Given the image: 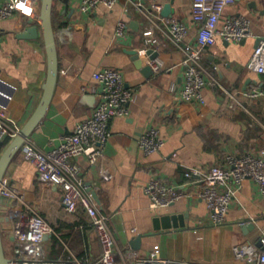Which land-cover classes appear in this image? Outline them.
I'll list each match as a JSON object with an SVG mask.
<instances>
[{
	"label": "crops",
	"instance_id": "crops-1",
	"mask_svg": "<svg viewBox=\"0 0 264 264\" xmlns=\"http://www.w3.org/2000/svg\"><path fill=\"white\" fill-rule=\"evenodd\" d=\"M131 1L140 2L148 10L154 4L171 2L172 17L188 28L184 42L197 47L198 24L191 19L192 0H119L112 9L99 6L89 13L77 10L79 0H54L57 80L46 115L28 140L43 151L59 145L99 101L101 85L93 79V73L107 68L118 71L132 91L128 115L109 121L110 137L96 164H90L84 156L71 159L79 169L85 192L108 217L116 263L133 264L127 256L130 251L144 257L156 251L162 260L184 264H252L246 255L237 257L234 248H262L259 238L264 231V197L256 183L250 178L242 181L220 226L211 224L208 209L198 197L201 185L183 187V183L188 168L205 172L212 165L223 164L227 155L264 150V98L244 96L264 87V73L258 74L248 66L254 48L264 37V0H235L224 10L222 18L239 15L248 19L252 35L239 43L218 38L203 52L202 64L218 83L202 90L204 107L180 99L184 67L178 62L183 54L159 31L155 30V35L161 42L157 52L164 61L161 71L153 72L150 66L144 71L148 65L142 58V68L136 66L128 51L142 49V32L148 22ZM4 2L0 0V5ZM119 20L129 27L124 38L114 35ZM31 26L37 27L38 38H22ZM46 72L47 56L38 18L15 12L0 20V95L9 98L6 103L0 98V107L5 105L8 123L18 130L38 105ZM172 85L176 87L174 92L170 91ZM152 127L159 131L164 146L146 155L137 140ZM7 143L0 147V155ZM152 179L178 186L186 196L153 209L143 191ZM2 189H14L21 197H9L2 223L4 253L9 258L14 249V215L30 209L38 212L37 197L43 189L21 149L4 173ZM48 189L51 198L60 200V187ZM40 215L49 218L54 210L48 207ZM179 215L184 217L182 225L178 222L176 227L170 220L165 227L159 221ZM75 217L78 219L74 222H59L56 233L44 237L45 260L60 264L75 257L100 264L101 247L86 213L79 208Z\"/></svg>",
	"mask_w": 264,
	"mask_h": 264
},
{
	"label": "built area",
	"instance_id": "built-area-1",
	"mask_svg": "<svg viewBox=\"0 0 264 264\" xmlns=\"http://www.w3.org/2000/svg\"><path fill=\"white\" fill-rule=\"evenodd\" d=\"M234 1L192 0L191 19L198 24L197 47L184 42L188 33L184 23L172 16H162V4H154L148 10L140 2L131 1L148 22V27L142 32L144 39L143 47L138 51L139 58L144 59L153 72L161 71L164 61L157 53L161 42L155 35V30L182 52L183 58L179 60L178 65L184 67L183 84L178 93L180 99L187 104L204 107L206 101L202 90L205 87L218 85L214 76L202 64L203 52L214 46L218 38L226 42L239 43L252 35L250 22L245 17L232 15L222 18L226 7L232 5ZM118 2L119 0H79L77 10L80 13H89L99 6L112 9ZM39 9L40 0H5L0 5V20L11 17L15 12L28 18H38ZM128 31V24L119 20L114 35L117 38H124ZM154 53L157 54L156 57L150 59V55ZM248 66L258 74L264 73V37L254 48ZM92 77L101 85L99 101L91 113L75 125L70 135L47 151L38 149L28 139L20 148L24 158L35 168L43 189L37 197L38 212L30 209L19 211L16 216L14 215L12 228L14 249L8 258L9 264H55L45 260L43 239L46 235L56 233L59 222L77 221L75 211L79 208L86 213L99 241L101 247L99 263L117 264L115 241L108 225V217L100 212L92 196L85 192L84 183L79 178V169L71 159L84 156L90 164H96L101 160L102 147L110 137L109 121L112 118L128 115V103L132 91L125 86L122 75L116 70L107 68L96 71ZM175 90V85H172L170 91ZM244 96L249 99L264 98V87L245 92ZM0 98L3 103L9 99L4 95H0ZM18 132L16 127L8 123L5 105H2L0 147L5 141L9 142L14 138ZM137 143L146 155L158 152L164 146V140L155 127L141 133ZM246 178L256 183L260 194L264 197V150L241 156L227 155L223 164L212 165L205 172L197 168H188L184 172L183 187L190 183L201 185L198 197L208 209L211 224L220 226L225 222L230 204ZM48 186H58L62 189L60 200L51 198ZM143 191L153 209L167 207L186 196L178 186L167 185L155 179L150 180ZM0 194L7 198H21L14 189H2ZM48 207L54 210V215L49 218L41 216L40 212H46ZM259 242L262 247L260 251L252 247L244 249L236 246L234 252L240 258L246 255L247 262L264 264V231L260 235ZM127 256L133 264H184L162 260L156 251L150 252L145 257L140 256L138 252L130 251ZM60 264L94 263L71 257Z\"/></svg>",
	"mask_w": 264,
	"mask_h": 264
},
{
	"label": "water",
	"instance_id": "water-1",
	"mask_svg": "<svg viewBox=\"0 0 264 264\" xmlns=\"http://www.w3.org/2000/svg\"><path fill=\"white\" fill-rule=\"evenodd\" d=\"M53 2L54 0H40V9L38 14V21L47 56V72L45 82L42 85V95L34 112L21 127L18 134L5 145L0 155V187L8 165L10 164L16 153L20 150L22 144L30 137L31 133L45 117L51 102L52 95L54 93L58 74V57L52 21ZM171 5V2L164 4L161 12L162 16H172L173 10L171 8ZM21 37L26 39L38 38L37 27H29L27 31L21 35ZM128 53L132 56V59L134 60L136 66L138 68H142V61L139 58L138 52L131 50L128 51ZM148 54H150V52H148ZM156 55V53L151 54L150 59L155 58ZM146 70H150V67L146 66L144 68V71ZM92 195L94 198H96L93 192ZM10 201L11 200L9 198L0 194V264H9V259L6 258L3 248L2 223L4 221L6 211L5 208H7V205ZM183 217L184 216L182 215L169 217L166 216L159 221H162V226L165 227V225H169L168 221L170 220L171 224L176 227L178 225V222H181L183 220ZM180 224L182 225V222ZM155 228H157V225H155Z\"/></svg>",
	"mask_w": 264,
	"mask_h": 264
}]
</instances>
